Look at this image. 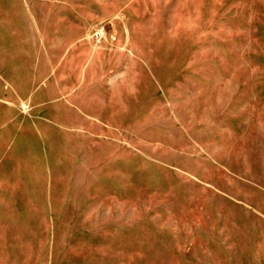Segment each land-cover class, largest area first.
I'll use <instances>...</instances> for the list:
<instances>
[{
  "label": "rangeland",
  "instance_id": "374dc122",
  "mask_svg": "<svg viewBox=\"0 0 264 264\" xmlns=\"http://www.w3.org/2000/svg\"><path fill=\"white\" fill-rule=\"evenodd\" d=\"M0 264H264V0H0Z\"/></svg>",
  "mask_w": 264,
  "mask_h": 264
},
{
  "label": "built area",
  "instance_id": "2783aa9c",
  "mask_svg": "<svg viewBox=\"0 0 264 264\" xmlns=\"http://www.w3.org/2000/svg\"><path fill=\"white\" fill-rule=\"evenodd\" d=\"M100 35V38L102 37V32H97L96 36Z\"/></svg>",
  "mask_w": 264,
  "mask_h": 264
}]
</instances>
